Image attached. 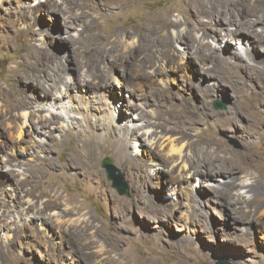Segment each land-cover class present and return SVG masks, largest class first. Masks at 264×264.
<instances>
[{
  "label": "rangeland",
  "instance_id": "1",
  "mask_svg": "<svg viewBox=\"0 0 264 264\" xmlns=\"http://www.w3.org/2000/svg\"><path fill=\"white\" fill-rule=\"evenodd\" d=\"M48 1L0 0V99L11 97L4 87L11 86L7 78L27 53L31 32L37 44L43 43L56 54H67V49L71 53V40L63 39L66 33L58 27L64 16H71L73 35L98 26L100 37L84 52L80 72L69 75L83 80L89 78L88 68L103 72L93 73L87 83L107 84L97 90L115 93L120 125L136 126L139 133L157 130L185 138L184 158L190 163L210 158L219 149L220 155L214 157L218 168L233 161L248 166L233 186L224 184L232 174L191 178V168L188 178L179 179L173 161L148 162L146 169L152 177L142 185L145 196L141 198L136 178L122 170L111 150L92 156L95 159L89 162L91 168H102L101 190H94L95 183L90 185L70 168L56 173L66 159L73 165H87L83 157L78 159L81 151L70 154V141L65 140L59 150L40 152L28 134L24 140L5 135L0 124V159H5L0 176L12 173L0 186V211L23 196L46 201L49 191L60 194L53 196L58 202L55 210L83 205L81 212L70 215L73 222L56 221L48 215L50 208L43 207L42 215L51 217L55 231L23 217L1 226L0 264H264V0ZM223 12L234 22L223 23L217 17ZM248 20L257 21L248 27ZM227 29L239 31L231 38ZM181 32L190 40V50L178 39ZM107 35L114 39L112 46L107 44ZM200 52L208 58L205 67L215 70L210 75L201 68ZM37 60L44 65L46 82L51 83L58 59L40 55ZM112 62L115 65L108 66ZM159 89L164 93L159 95ZM45 107L65 116L69 113V108L58 110L49 102ZM4 111L0 113L7 117ZM141 112L147 123L137 120ZM57 126L54 133L59 140L62 127ZM129 150L142 161L150 153L141 140L131 139ZM43 153L52 157L49 163L39 161ZM247 156L256 160L249 163ZM106 157L118 168L115 174L122 175L124 193L107 177L102 165ZM53 163L57 168H52ZM160 167L172 170L171 181L156 172ZM240 194L246 202L238 211ZM149 201L164 203L165 214L147 211Z\"/></svg>",
  "mask_w": 264,
  "mask_h": 264
},
{
  "label": "bare ground",
  "instance_id": "2",
  "mask_svg": "<svg viewBox=\"0 0 264 264\" xmlns=\"http://www.w3.org/2000/svg\"><path fill=\"white\" fill-rule=\"evenodd\" d=\"M46 3L48 4L49 1L46 0ZM70 17L71 16H64L61 24H59L58 27L61 29V31L63 30V32L66 33L63 39H66L67 41L71 40V45L69 43V47L71 46L72 49L71 53L67 49L65 51L67 54H56L43 43L37 44L33 37L34 32H31L32 40H30L31 44L26 51L27 53L25 54L24 58L19 61V63L17 62V65L11 69L7 78V80L11 81V86L8 87L7 85V87H4V91H8L11 97L7 96L6 100L0 99V112L5 110L4 113L8 114L7 117H4L5 115L2 116L0 113V124H2L1 131L5 135L8 133L11 135V137L15 135L21 140H24V137L26 134H28L31 138L30 141L32 146H36L40 152L45 151V153H49L53 148H57L59 150L60 147L65 144V140L70 141L71 145L73 146L70 154L72 155L75 152L81 151L82 156L78 159H82L83 157L84 160H87V165H84L83 163H75L73 165L68 159H66L60 164L61 169L56 173L62 174L63 172L68 171L65 170L66 168H70L71 171H76L77 174L83 176L85 181L90 185L91 183H95V185L93 184L92 186L94 190H101L99 185L101 184L100 182L102 179V168L98 167V169L101 171L91 168L89 162L92 158H94L92 156L99 157L104 153L103 151L105 150H111L114 158L121 165L122 170L127 171L128 175L131 177L136 178L135 184L137 188H139L140 185L141 191H139V195H142L140 196L141 198L145 196V193L142 191V185L146 183L147 178L152 177L147 172L146 168L149 164L148 162L153 161V163L157 165H159V163L168 164L170 161H173L174 164L172 169L178 174L179 179L188 178L191 168H193L194 171V173L190 174L191 178L194 175H204L210 177L211 179H216L217 175L223 174L222 172H224V174H232L231 177L228 176V181H224V184L237 186L239 183H236V179L240 177V174L243 172L242 168H246L248 166L247 163L239 162V164H237L236 161H233L234 163L231 162L228 166L222 167L220 165L221 168H218L216 165V158L214 157L220 155L219 149H216L211 155H209L210 158L205 156L196 163H190L184 158V146L187 144L185 138L176 137L168 132L157 130L148 132V130L145 129L143 133H139L136 126H128L129 128H126L125 125H120L117 122V111L113 101V96L115 93L111 91L104 92L103 90H97V88L100 89L102 86L107 88V84L100 85L99 83H87V81L92 78L93 73L97 75V73L102 74L103 72H97L92 68H88L86 75L89 76V78L76 80L72 75L70 77L69 74L76 75L80 72L84 52L89 50L93 45H96V40L100 37V30L98 29V26L95 28L88 27L86 29H82V31L79 32L77 36L73 35L70 28L72 27V21L74 20H71ZM217 17L220 20H223V23H228L227 20H230V23L234 22L231 16L225 12L218 13ZM248 21V27H250L257 20ZM236 29L238 28H235V30ZM238 31L239 30L234 32L231 31V33L230 30L227 29L226 35L228 36L230 32V37L232 38ZM248 31L252 30L248 29ZM242 33L243 32L240 34ZM252 36L257 38L255 35ZM105 39L107 40V44L110 46L113 45L114 39L111 40L109 35H107ZM178 39L183 42L185 48H189L190 50V40L185 38L183 32L178 35ZM4 44L8 45V40L4 41ZM138 46H140V44ZM201 52L199 53L198 59L200 60L199 62L202 66L201 68L205 73L210 75L209 72H214L215 70L209 66L205 67V65L209 63L207 61L208 58L200 56L202 55ZM40 55L46 56L47 58L50 57L51 60L58 59L59 61V63L57 61L55 65V72L53 74L51 83L46 82V78L48 77L45 76L46 70L43 68L44 65H40V62L37 60V57ZM60 56L65 59L64 61H66V64L62 63L63 60H61ZM103 65L105 70H108V66H113L115 63L112 62V64L108 66L105 63ZM65 71H67L68 74L63 76ZM40 78H42L43 81H40ZM117 78L118 76L115 75L116 80H118ZM46 89L52 93L46 91ZM71 90L75 91V94L78 98L73 96L74 94H72ZM162 90L163 89L160 90L159 95L164 93ZM73 97L76 99L75 102L72 101ZM48 102L50 107H60L58 110L61 108H69L67 109L69 110V113L67 116H65L61 113V111H50L48 107H45V104ZM1 106H3V109H1ZM13 111L16 112L12 113ZM142 112L137 114V120L145 121L147 123V116L142 114ZM70 113H73V116ZM92 116L96 118L95 121L92 120ZM59 118L64 119V121L60 123ZM5 119H7V122L5 125H3V121ZM58 124H60L62 127L59 132V140H57L58 137L54 133L56 128H58ZM36 137H39L40 140H34ZM44 138L48 141L43 140ZM131 139L141 140L143 144H146L150 148L148 158L142 161L138 155L133 154V152L129 150ZM45 153L41 155L39 161L49 163L52 160V157ZM165 155L168 156L166 157ZM161 157L163 158L162 160H160ZM221 157L224 159L226 158L225 154H222ZM246 159L249 163H252L256 160L255 158L249 156H247ZM4 160V156H2L0 159V166ZM8 161L12 164V158H9ZM35 164L36 162L34 165ZM4 165L8 166L9 163H4ZM53 166L54 167L52 168H57L56 164ZM157 171H159L160 174L165 177V180H172V170L168 171L160 167L158 170H156V172ZM136 172L138 173L139 178H137ZM185 173L187 174L184 175ZM156 176L157 174H155V177ZM10 177H12V173L8 171L0 176V186L4 181H9ZM249 188L254 190L252 184L249 185ZM201 191L204 192V188H201ZM52 193V191L48 192V199L46 201L23 196L17 201L16 204L8 205L5 207V209L0 211V221L4 223L1 224L0 222V227H8L10 223L14 224V221L16 222L18 217H23L27 220H36L40 225H44L45 228L47 227L51 231H55V227H52L50 224L51 217L49 218L42 215L45 212L43 207L45 208L46 206L47 208H50L48 215L54 217L56 221L73 222L74 220L70 217V215L81 212L83 210V205L77 203L74 204L72 208L63 209V211L55 210V208L58 207V202L53 196L58 198L60 194H58L56 191L55 193ZM113 198H115V196H113ZM244 201V197L241 194L238 195V201H236L237 204L240 205L237 207L238 211L242 210L241 206L245 208L243 205ZM146 207L147 211L156 216H161L162 214H165L166 211L165 204H160L156 201H149V204H147ZM249 210L250 209H248V211ZM79 219L80 217L77 218V220ZM81 219L82 222L86 223L87 219L84 218V216Z\"/></svg>",
  "mask_w": 264,
  "mask_h": 264
},
{
  "label": "water",
  "instance_id": "3",
  "mask_svg": "<svg viewBox=\"0 0 264 264\" xmlns=\"http://www.w3.org/2000/svg\"><path fill=\"white\" fill-rule=\"evenodd\" d=\"M217 107H223V105H217ZM236 145L239 146L238 143H236ZM102 165L106 169L107 177L112 180L114 187H116L120 193H124L126 190V184L123 182L122 175L115 174L118 168L112 163L111 159L107 157L104 158Z\"/></svg>",
  "mask_w": 264,
  "mask_h": 264
}]
</instances>
